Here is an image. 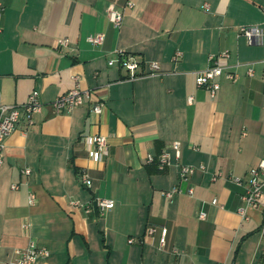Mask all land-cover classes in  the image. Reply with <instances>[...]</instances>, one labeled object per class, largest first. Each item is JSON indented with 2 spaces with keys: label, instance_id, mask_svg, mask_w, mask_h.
<instances>
[{
  "label": "crops",
  "instance_id": "crops-1",
  "mask_svg": "<svg viewBox=\"0 0 264 264\" xmlns=\"http://www.w3.org/2000/svg\"><path fill=\"white\" fill-rule=\"evenodd\" d=\"M109 5L122 12L119 26ZM241 26L258 27L260 38L248 43ZM97 32L104 40L92 45L86 36ZM120 50L140 76L129 78ZM210 55L224 66L214 96L195 82ZM150 62L159 74H146ZM76 83L93 100L56 112L50 101ZM33 91L40 110L5 138L0 264L30 241L48 250L33 264H264V192L255 207L241 198L248 170L264 159V0H0V103ZM94 134L106 136V154L95 155ZM164 151L170 163L159 169ZM180 164L204 169L181 180ZM103 197L114 200L104 214L70 204Z\"/></svg>",
  "mask_w": 264,
  "mask_h": 264
},
{
  "label": "built area",
  "instance_id": "built-area-1",
  "mask_svg": "<svg viewBox=\"0 0 264 264\" xmlns=\"http://www.w3.org/2000/svg\"><path fill=\"white\" fill-rule=\"evenodd\" d=\"M131 6V2L127 3ZM108 19L114 26H119L122 20V12L114 7V5H109L107 7ZM240 33L243 34L248 43H253L256 39L261 36V31L256 26H241ZM86 40L92 45L101 44L104 40V34L101 32L90 33L86 36ZM59 45H66L67 39L62 38L58 40ZM118 59L117 62L124 66L129 71V78H135L140 76V73L136 72L138 67V62H136L131 56L127 55L123 51H117ZM180 55V52L175 53V58ZM220 55H227L226 52L220 53ZM114 60H109L108 63L112 64ZM149 71L146 74L157 75L159 74V65L156 62L149 63ZM224 66L220 65L217 61L216 55H210L208 57L207 66L195 72V82L198 86H205L209 89L210 95L214 96L215 91L219 88V83L217 78L222 75ZM251 73V70H248ZM226 77L230 80H235L237 75L234 73H226ZM191 100V97L188 98ZM93 100V94L88 89H82L76 83L72 88L63 92L59 96L55 97L50 101L51 106L56 112L71 111L75 107L83 104L85 101ZM42 102L36 91L31 92L27 99L20 104H4L0 103V166L3 163V149L5 146V138L14 130L16 124L21 118H24L27 123H32V116L34 113L38 112L42 106ZM103 104L100 102L93 103L91 110L95 113H99L102 110ZM88 141L95 146V155L107 153V138L103 134H94L88 136ZM173 149L176 152V156L179 154V144L174 142L172 144ZM148 161L152 160V156H148ZM170 163V155L167 151L160 154L158 158L157 166L159 169H164ZM204 169L203 165L195 167L193 165L180 164L178 167V175L181 180H185L191 175L196 169ZM21 172L23 174H29L30 168L24 167ZM80 183L85 187L91 186V179L85 170H81L78 174ZM233 181L236 184L242 185L243 182L241 178L235 177ZM11 187H16L13 184ZM178 187H173L171 190L165 192L167 197H171L174 192H178ZM264 192V159H261L256 166L251 167L248 170V178L246 181L245 191L241 198L245 206H257L259 204L260 196ZM188 193H192V188H188ZM29 202H33L34 194L29 192L28 194ZM96 202L97 212L99 214H104L105 211L111 209L114 206V200L110 198H96L93 200ZM93 201L88 203H81L78 200H71L70 204L74 207H82L86 213H90L93 210ZM216 204V199L211 201ZM245 206L239 207L238 212L241 216H245ZM198 218L204 219L206 214L204 211L200 210L197 214ZM26 226V225H24ZM156 231L155 226L150 225L146 228V235H153ZM166 228L160 227V237L158 239L159 246L165 244ZM134 238L130 237L128 242H133ZM15 252L17 256L13 258L9 264H33L38 255H47L48 250L44 247H37L33 241H30L28 246L23 249H16ZM221 264V263H217Z\"/></svg>",
  "mask_w": 264,
  "mask_h": 264
},
{
  "label": "water",
  "instance_id": "water-1",
  "mask_svg": "<svg viewBox=\"0 0 264 264\" xmlns=\"http://www.w3.org/2000/svg\"><path fill=\"white\" fill-rule=\"evenodd\" d=\"M92 205H93V213H94V215H96V214H97V206H96V202L93 201Z\"/></svg>",
  "mask_w": 264,
  "mask_h": 264
},
{
  "label": "trees",
  "instance_id": "trees-1",
  "mask_svg": "<svg viewBox=\"0 0 264 264\" xmlns=\"http://www.w3.org/2000/svg\"><path fill=\"white\" fill-rule=\"evenodd\" d=\"M155 162L157 163V161L155 160Z\"/></svg>",
  "mask_w": 264,
  "mask_h": 264
}]
</instances>
